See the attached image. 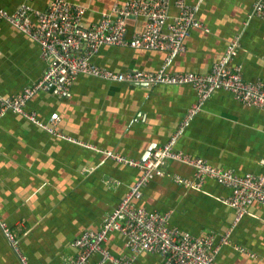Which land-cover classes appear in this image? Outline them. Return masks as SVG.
Masks as SVG:
<instances>
[{"label": "crops", "instance_id": "1", "mask_svg": "<svg viewBox=\"0 0 264 264\" xmlns=\"http://www.w3.org/2000/svg\"><path fill=\"white\" fill-rule=\"evenodd\" d=\"M51 1L0 0V7L13 13L27 3L43 10ZM67 1L87 9L84 23L90 26L116 2L126 0ZM184 1L197 7L203 28L191 31L185 53L171 60L170 72L210 73L230 42L240 36L233 63L241 65L246 81L264 80V19L249 17L256 0ZM144 25V19L129 21L130 34L142 31ZM166 57L162 51L104 46L93 61L119 73H155ZM47 69L38 44L1 22L0 94L22 93ZM197 102L190 86L115 83L81 75L64 97L40 91L27 105L43 125L58 114V132L75 142L20 114L5 113L0 118V264H21L3 226L14 234L31 264H70L77 254L73 243L86 230H99L141 177V171L107 159L104 151L142 161L150 149L176 137V151L241 176L264 175V110L238 102L227 91H216L182 128ZM162 171L164 175L151 181L137 206L171 212V226L193 236L232 231L233 246L221 248L219 264H264L263 206L251 205L234 226L235 211L225 203L230 188L212 179L200 188L176 183L174 176L195 179L194 171L180 163L166 162ZM106 247L116 257L130 255L127 240L119 233L110 234ZM90 262L98 264L100 257L95 255ZM135 264L164 263L160 255L142 253Z\"/></svg>", "mask_w": 264, "mask_h": 264}, {"label": "built area", "instance_id": "2", "mask_svg": "<svg viewBox=\"0 0 264 264\" xmlns=\"http://www.w3.org/2000/svg\"><path fill=\"white\" fill-rule=\"evenodd\" d=\"M197 11L196 6L184 0H126L116 2L109 11L100 15L97 23L86 26L84 17L87 9L67 0H52L43 10L27 3L13 13L0 7V23L10 24L35 41L40 47L41 58L48 65L42 79L22 93L11 97L0 94V118L9 111L17 113L49 133L75 142L58 132V114L50 117L49 125H43L38 122L35 113L27 110V105L40 91H53L59 98L64 97L81 75L115 83L192 87L198 102L190 110L182 128L216 91H227L238 102L264 110V80L246 81L241 65L233 63L240 48V36L230 42L220 61L208 74L172 73L168 70L171 60L185 53V42L191 31L203 28L197 19ZM249 17L264 19V0L254 2ZM135 19L145 20L144 29L130 34L128 22ZM104 46L162 51L167 57L161 69L155 73H119L94 63L93 58ZM175 140L176 137L154 148L145 161H136L110 151L103 152L107 159L138 169L141 177L117 209L104 219L99 230H86L73 243L77 254L70 264H91V258L95 255L100 257L98 264H135L142 253L160 255L164 264H219L217 255L221 248L233 246L230 239L232 231L223 236L213 233L193 236L171 226V212H149L137 206V203L151 181L164 175L162 167L166 162L180 163L194 171L195 179L190 181L174 176L176 183L200 188L206 179H212L231 189L225 203L235 211L236 226L251 205L258 203L264 207V175L241 176L231 170L216 168L204 159L176 151ZM2 229L20 263L31 264L20 252L14 234L4 226ZM112 233L126 238L129 256L116 257L107 250L106 244ZM234 248L255 258L246 249Z\"/></svg>", "mask_w": 264, "mask_h": 264}, {"label": "water", "instance_id": "3", "mask_svg": "<svg viewBox=\"0 0 264 264\" xmlns=\"http://www.w3.org/2000/svg\"><path fill=\"white\" fill-rule=\"evenodd\" d=\"M153 150V149H152ZM151 149L148 151V153L145 155V157L143 158V160L142 161H145L146 160V158L148 157V155L151 153V151H152Z\"/></svg>", "mask_w": 264, "mask_h": 264}]
</instances>
